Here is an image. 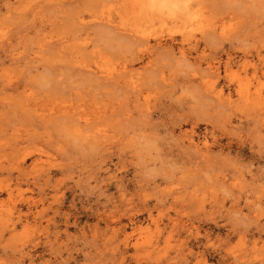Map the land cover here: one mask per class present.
Returning a JSON list of instances; mask_svg holds the SVG:
<instances>
[{"label": "rangeland", "instance_id": "374dc122", "mask_svg": "<svg viewBox=\"0 0 264 264\" xmlns=\"http://www.w3.org/2000/svg\"><path fill=\"white\" fill-rule=\"evenodd\" d=\"M176 1L0 0V264H264V0Z\"/></svg>", "mask_w": 264, "mask_h": 264}, {"label": "bare ground", "instance_id": "6f19581e", "mask_svg": "<svg viewBox=\"0 0 264 264\" xmlns=\"http://www.w3.org/2000/svg\"><path fill=\"white\" fill-rule=\"evenodd\" d=\"M130 2H132V5L134 6L135 9H138V12H143L146 8H148L149 6L154 7L155 4L159 1V0H128ZM162 2H164V0H161ZM176 1V0H175ZM179 1V0H178ZM169 2V1H167ZM177 2V1H176ZM158 4H161L158 2ZM172 4V3H171ZM174 4V3H173ZM175 7H177V4L175 5ZM180 7V6H179Z\"/></svg>", "mask_w": 264, "mask_h": 264}]
</instances>
